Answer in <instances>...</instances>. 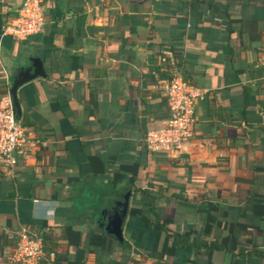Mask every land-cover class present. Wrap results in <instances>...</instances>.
<instances>
[{"label": "crops", "instance_id": "obj_1", "mask_svg": "<svg viewBox=\"0 0 264 264\" xmlns=\"http://www.w3.org/2000/svg\"><path fill=\"white\" fill-rule=\"evenodd\" d=\"M23 1L0 0V104L32 57L45 76L17 90L38 141L15 166L0 163V264L22 226L58 253L48 264H110L126 249L145 264H264L179 244L159 255L164 234L139 200L141 189L159 194L160 219L190 239H226L230 221L258 205L264 228V0H44V28L20 38L8 26ZM176 74L204 89L194 134L151 153L142 138L164 123L163 86ZM128 191L119 238L110 221ZM254 233L240 242L264 247Z\"/></svg>", "mask_w": 264, "mask_h": 264}, {"label": "built area", "instance_id": "obj_2", "mask_svg": "<svg viewBox=\"0 0 264 264\" xmlns=\"http://www.w3.org/2000/svg\"><path fill=\"white\" fill-rule=\"evenodd\" d=\"M44 0H24L18 15L8 26L13 35L25 38L41 31L45 26ZM258 63L264 69V47ZM163 91L167 117L161 125L147 128L142 143L151 153L170 154L179 150L193 134L197 124L196 103L204 96V89L190 83L180 74L166 80ZM32 133L16 117L12 98L5 95L0 104V163L13 167L17 154L26 145L36 143ZM45 256L42 238L28 226L18 231L17 242L9 255L10 264H39Z\"/></svg>", "mask_w": 264, "mask_h": 264}, {"label": "trees", "instance_id": "obj_3", "mask_svg": "<svg viewBox=\"0 0 264 264\" xmlns=\"http://www.w3.org/2000/svg\"><path fill=\"white\" fill-rule=\"evenodd\" d=\"M16 117L21 121L23 126L28 128L29 122L27 121L26 117H20L17 115ZM140 193H141L139 199L140 202H146V203L151 202L150 204L144 206L143 209H141V216L144 222L148 227L153 228L157 232L158 237L162 233L164 234L159 255L172 254L175 248L174 246L176 244H179V245H188L187 246L188 249H193L195 253H197L199 248L202 247V250L206 255H208V257H210L214 251L222 250L225 253L229 252L232 255L235 254L242 257L249 255H257L260 260L264 261V247H260L257 244L244 245L240 242V240L243 239L244 236L254 235L255 231L264 232V228L261 227V221L259 217L260 216L259 209L261 205H258L256 208L253 207L252 215L240 211L236 219L230 221L228 225L229 230L226 239L223 238L221 241L214 240V241L206 242V241L198 240L196 238L190 239L189 231L177 232L170 229L168 227V224L172 221V218L165 217L164 219H160V215L157 209L155 208V204L157 200L161 198V196H159V194H157L156 192L151 191V189H141ZM154 199L155 201L153 202ZM206 217L209 219H215V216L211 215L210 213H207ZM246 219L251 221V223L245 222ZM224 221L227 223L228 220L225 218ZM169 238H173L172 243L170 244L167 243V240H169ZM42 242L45 251V256L43 259H41L39 264H48L50 262L53 263L55 259H52L51 261L50 256L52 253H54L56 257L58 253H55L53 249L51 250L50 248H48L45 245L43 238H42ZM128 245L127 243H125L124 248L126 249ZM157 245H158V241L154 244V247H156ZM111 248L112 245L110 243V249ZM130 255H131L130 250L126 249L124 250L123 253H121L120 259L114 260V262L110 264H145L140 262L138 259L130 257ZM66 264H73V263H66ZM152 264H162V263L159 262L158 259V261H155Z\"/></svg>", "mask_w": 264, "mask_h": 264}, {"label": "water", "instance_id": "obj_4", "mask_svg": "<svg viewBox=\"0 0 264 264\" xmlns=\"http://www.w3.org/2000/svg\"><path fill=\"white\" fill-rule=\"evenodd\" d=\"M31 61H32V65L30 67H22L21 69L18 70L17 74L13 77L12 84L9 89L14 106V111L17 116L21 115V107L17 97L18 88L22 84L38 76H45V72L42 67V61L38 57H32ZM129 194H130L129 191L126 192L124 194L123 200L117 202V204L122 208L118 210L115 215L112 216V220L110 221L112 222L111 232L114 233L119 238H122V223L127 213Z\"/></svg>", "mask_w": 264, "mask_h": 264}]
</instances>
